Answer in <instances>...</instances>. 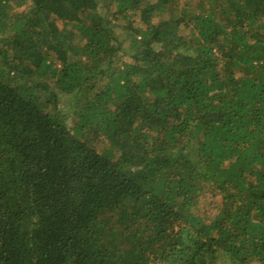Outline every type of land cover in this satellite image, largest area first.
Instances as JSON below:
<instances>
[{"label":"trees","instance_id":"16d2710c","mask_svg":"<svg viewBox=\"0 0 264 264\" xmlns=\"http://www.w3.org/2000/svg\"><path fill=\"white\" fill-rule=\"evenodd\" d=\"M0 264H264V0H0Z\"/></svg>","mask_w":264,"mask_h":264}]
</instances>
